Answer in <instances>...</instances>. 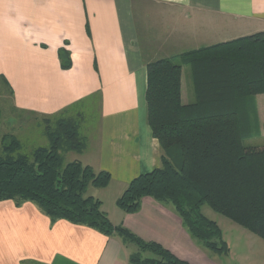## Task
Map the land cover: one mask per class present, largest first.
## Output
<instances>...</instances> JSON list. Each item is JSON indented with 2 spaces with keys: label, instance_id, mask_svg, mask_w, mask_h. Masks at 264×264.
<instances>
[{
  "label": "crops",
  "instance_id": "obj_1",
  "mask_svg": "<svg viewBox=\"0 0 264 264\" xmlns=\"http://www.w3.org/2000/svg\"><path fill=\"white\" fill-rule=\"evenodd\" d=\"M154 19L162 29L167 20L181 25L172 37L170 28L163 30L167 37L157 42ZM190 20L208 41L207 33L257 34L264 32V0H0V78L18 112L77 122L85 146L75 161L111 175L108 187L88 196L101 201L113 225L190 264H215L171 204L146 197L136 214L117 206L135 178L162 165L163 150L147 121V64L196 48L198 35L186 34ZM60 50L69 53V69ZM181 82L188 105L195 94L186 65ZM256 101L264 125V95ZM93 106L100 119L85 126ZM131 244L66 220L53 223L31 202H0V264H132Z\"/></svg>",
  "mask_w": 264,
  "mask_h": 264
},
{
  "label": "trees",
  "instance_id": "obj_2",
  "mask_svg": "<svg viewBox=\"0 0 264 264\" xmlns=\"http://www.w3.org/2000/svg\"><path fill=\"white\" fill-rule=\"evenodd\" d=\"M63 69L72 65L59 52ZM180 61L165 58L147 64V121L163 150L161 167L135 178L117 200L136 214L143 199L169 203L191 237L202 247L228 255L218 224L202 213H216L264 240V149L248 148L247 100L264 95V32L187 52ZM191 70L195 99L182 102V67ZM48 147L31 155L21 143L4 137L0 155V202L36 204L53 223L66 220L106 236L117 235L140 252L132 264H190L155 242H145L123 225L112 224L100 200L88 189L106 188L108 172L74 161L64 165L62 151L82 152L77 122L59 121L47 131ZM152 256L144 257L141 253Z\"/></svg>",
  "mask_w": 264,
  "mask_h": 264
},
{
  "label": "rangeland",
  "instance_id": "obj_3",
  "mask_svg": "<svg viewBox=\"0 0 264 264\" xmlns=\"http://www.w3.org/2000/svg\"><path fill=\"white\" fill-rule=\"evenodd\" d=\"M140 8L142 9V6H140ZM137 16L141 23L142 16L140 14ZM191 20L190 23H187L186 25L189 26V31L187 30L186 34L187 37H191L195 35V33L198 35V38H196L197 42L192 41L195 43V47L197 49L204 47L207 43L215 42L216 44H219L241 38L239 37L240 34L237 32L226 34L207 33L206 36L210 37L208 41V39L201 37L205 31L202 29V26L197 27L194 23H191ZM152 22H155V24H153V30L156 33L157 42L160 41V37H167L163 30L166 31V28H170V30L167 31L170 32L172 37L171 31H174L179 25H181L175 20H167L165 29H162L161 26L159 27L156 25L158 23V19H154ZM221 27L222 26H218V28ZM191 45L188 46L190 47ZM194 49H191L188 52ZM170 52H172V50ZM179 56H176L174 59L182 62ZM169 58H173V56ZM187 68L190 69L189 66H187ZM256 102V97H250L247 100L248 120L244 122L243 126L249 131V137L245 139L244 143L248 148L264 149V125L259 122V114L257 112ZM91 108L92 111L83 119L85 120V126H94L100 119V114L99 111L96 110V107L93 106ZM262 114L264 115V111ZM59 120V118H39L33 115L23 114L15 110L10 90L4 80L0 78V155L3 154L4 140L2 138L5 136H12L19 140L21 143L20 153L24 155H31L32 152L38 147H48L50 145V141L47 137V131L55 129ZM61 155L64 165L81 158L80 155L75 151H62ZM106 192V197H110L111 192ZM95 193L96 189L91 187L88 189L86 195L88 196ZM110 203L111 200L108 198L107 207L111 206ZM201 209L202 213L208 219L218 224L223 233L224 241L229 247L228 255L221 256L215 252L208 251L210 255L209 257L215 264H264V240L262 238H260L255 233L235 224L228 218L216 213L206 204L203 205ZM131 248H133L136 253L140 252L139 248L134 244H131ZM141 253L144 257L152 256L149 252Z\"/></svg>",
  "mask_w": 264,
  "mask_h": 264
}]
</instances>
